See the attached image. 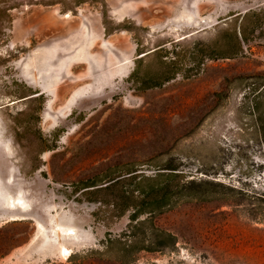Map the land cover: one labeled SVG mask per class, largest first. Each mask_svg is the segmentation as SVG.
I'll return each instance as SVG.
<instances>
[{"label":"rangeland","instance_id":"1","mask_svg":"<svg viewBox=\"0 0 264 264\" xmlns=\"http://www.w3.org/2000/svg\"><path fill=\"white\" fill-rule=\"evenodd\" d=\"M195 47L211 55L190 71L135 81ZM111 178L180 193L156 216L175 247L136 264H264V0L0 4V264H119L128 214L84 194Z\"/></svg>","mask_w":264,"mask_h":264},{"label":"trees","instance_id":"2","mask_svg":"<svg viewBox=\"0 0 264 264\" xmlns=\"http://www.w3.org/2000/svg\"><path fill=\"white\" fill-rule=\"evenodd\" d=\"M6 0H0V4L5 3ZM11 7L3 6L2 9L8 11ZM259 11H248L241 17V24L238 32H233V46L234 53L242 50V45L246 44L249 40L248 34L258 27L259 24ZM251 20V29L247 32L245 26L246 20ZM8 24H11V17L8 14L6 19ZM162 61V65L166 66V62L163 59L166 55L165 48L159 47L152 51ZM151 53V52H149ZM146 53L144 55H147ZM143 55V56H144ZM211 54L204 52L202 47H195L191 52L180 53L176 52L171 59H169V65L165 69L160 70L156 79L142 78L136 80L144 87L157 86L163 81H167L173 78L176 74H182L185 71H190L199 64V61L204 57H210ZM141 56V57H143ZM138 57L135 61L136 66L132 69L129 79L134 80L138 72V64L141 61ZM186 62H190L192 66H188ZM146 77V76H144ZM154 80L152 84H147L148 81ZM33 97H41L43 92H35ZM172 169V168H171ZM129 173H132L129 172ZM135 175V174H133ZM131 176V175H130ZM129 176V177H130ZM135 176L132 177V179ZM121 179L123 178H111L104 185L94 187L95 185H87L84 187H91L84 190V194L90 196L96 193H102V198L98 199L101 207L104 210L110 211L111 215L121 217L128 214L129 223L125 231L119 234L116 238H108L107 244L109 249L114 250V259L119 264H136L140 253H163L165 251H172L177 242V237L170 231L160 228L156 224V216L171 209L177 197L179 191L174 190L170 182H162L159 180H150L147 184L137 181L134 185L129 186L125 184ZM254 199L258 201V208L261 211V215L264 216V191L254 193L252 195ZM145 213V218H140V215Z\"/></svg>","mask_w":264,"mask_h":264},{"label":"bare ground","instance_id":"3","mask_svg":"<svg viewBox=\"0 0 264 264\" xmlns=\"http://www.w3.org/2000/svg\"><path fill=\"white\" fill-rule=\"evenodd\" d=\"M68 16V15H67ZM18 204V203H17ZM21 206H23V205H21ZM72 233V231L71 232H69V234H71Z\"/></svg>","mask_w":264,"mask_h":264}]
</instances>
